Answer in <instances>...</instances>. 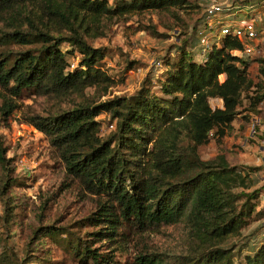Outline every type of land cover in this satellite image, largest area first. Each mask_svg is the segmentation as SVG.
<instances>
[{"label": "trees", "instance_id": "obj_1", "mask_svg": "<svg viewBox=\"0 0 264 264\" xmlns=\"http://www.w3.org/2000/svg\"><path fill=\"white\" fill-rule=\"evenodd\" d=\"M195 6L192 0H0V125L19 111L46 138L60 177L30 202L14 190L24 181L14 177L0 135L1 218L26 234L22 256L3 245L0 264H48V241L76 264H264V239L238 258L227 245L264 214V183L256 185L252 167L231 165L223 153L199 154L230 135L240 114L264 103V57L254 56L255 80L251 61L236 53L237 37L226 34L201 53L199 15L176 54L153 66L154 79L146 76L129 96L107 97L115 82L102 61L107 50L95 41L127 16L154 11L182 23L178 14ZM134 66L128 60L123 73ZM102 114L109 119L106 134ZM66 194L89 209L76 221L83 233L46 215ZM175 222L186 229L181 250L155 248L153 235H165Z\"/></svg>", "mask_w": 264, "mask_h": 264}, {"label": "rangeland", "instance_id": "obj_2", "mask_svg": "<svg viewBox=\"0 0 264 264\" xmlns=\"http://www.w3.org/2000/svg\"><path fill=\"white\" fill-rule=\"evenodd\" d=\"M238 2L243 3L244 0H238ZM192 3L196 6L187 10V13L180 12L178 14L184 21L182 23L177 22L172 17L164 18L154 11H147L139 15L127 16L125 20L119 19L109 28L105 37L95 41V46H102L107 50L102 61L105 62L106 67H109L115 82L107 97L113 95L129 96L140 87L146 76L151 75L153 79L155 78L158 70L153 66L160 67L157 60H162L161 57L164 55L174 56L176 54L175 46H178L184 38H188L193 31V26L202 11L204 0H192ZM261 15L264 23V15L262 13ZM186 24L187 27H184ZM150 25H154L157 33H162L163 36L151 33V29L148 28ZM185 31L186 34H182ZM196 48L197 43L189 47L190 50H196ZM128 60L135 61V66L123 73ZM257 65L258 62L255 57L252 58L249 70L250 76L255 80L260 79ZM218 79L222 81L223 76H219ZM154 83L156 84V82ZM31 102L29 98L23 100V104ZM213 103L215 100L212 101ZM250 114L247 112L240 114L232 125L234 130L230 135L224 137L221 143L211 141L201 146L199 154L202 159H212L216 154L223 153L231 165L252 167L254 169L253 176L258 178L256 184L258 185L262 183V178L255 172L258 164L256 163L258 153L254 149L255 142L249 138ZM243 115H247L248 118H243ZM98 119L103 124L102 133H108L109 119L104 114L100 115ZM0 135L4 145L8 148L7 157L11 158L14 164V177L20 182L24 181L21 187H15L14 190L21 194L26 193L31 202L36 200L41 192L54 189L57 186L60 178L59 172L56 163L51 158L50 147L46 138L33 126L23 123L19 111L10 117L8 125H0ZM259 203L264 205L261 196H259ZM17 211L19 212V219L25 223L24 216L26 214L23 211ZM49 211L46 212V215L59 216L62 225H70L72 229L83 233L84 230L78 227L76 221L86 215L89 209L83 204L72 201L70 194L56 199ZM2 215L0 202V237L4 239L0 241V250H2L3 245H7L20 257L22 256L21 252L26 234L19 225L8 226L4 223L1 218ZM185 231L182 222H175L169 227L165 235H153V246L158 250L178 252L181 250ZM263 239L264 214L254 218L242 230V235L237 239L230 240L227 245L233 244L235 257L238 258L240 254L252 253L259 241ZM50 242L48 241V244L52 253L48 264L54 262H58L57 264H76L71 255L63 251L61 246ZM119 257L123 260L126 254Z\"/></svg>", "mask_w": 264, "mask_h": 264}, {"label": "built area", "instance_id": "obj_3", "mask_svg": "<svg viewBox=\"0 0 264 264\" xmlns=\"http://www.w3.org/2000/svg\"><path fill=\"white\" fill-rule=\"evenodd\" d=\"M264 0H204L197 26L198 47L203 53L213 42L222 36L231 34L238 38L241 48L236 53L244 60L264 57ZM161 66L160 60H157ZM221 76V75H220ZM251 129L249 138L255 142L257 151L256 173L264 183V103L250 114ZM112 127V125H110ZM264 202V189L261 192Z\"/></svg>", "mask_w": 264, "mask_h": 264}, {"label": "crops", "instance_id": "obj_4", "mask_svg": "<svg viewBox=\"0 0 264 264\" xmlns=\"http://www.w3.org/2000/svg\"><path fill=\"white\" fill-rule=\"evenodd\" d=\"M221 76H223V75H221Z\"/></svg>", "mask_w": 264, "mask_h": 264}]
</instances>
